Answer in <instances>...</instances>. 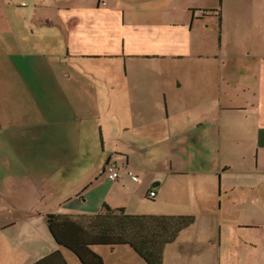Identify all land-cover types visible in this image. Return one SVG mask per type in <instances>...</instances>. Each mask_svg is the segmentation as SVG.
Returning <instances> with one entry per match:
<instances>
[{"label":"crops","instance_id":"0c3cea01","mask_svg":"<svg viewBox=\"0 0 264 264\" xmlns=\"http://www.w3.org/2000/svg\"><path fill=\"white\" fill-rule=\"evenodd\" d=\"M222 1L218 35L204 26L215 8L198 0L18 1L20 11L0 0V140L20 167L0 176V264H82L47 216L105 205L195 218L163 264H264V0H242L248 11ZM93 249L105 264H146L128 246Z\"/></svg>","mask_w":264,"mask_h":264},{"label":"trees","instance_id":"16d2710c","mask_svg":"<svg viewBox=\"0 0 264 264\" xmlns=\"http://www.w3.org/2000/svg\"><path fill=\"white\" fill-rule=\"evenodd\" d=\"M194 222L193 216H134L107 205L92 216H47L48 228L54 240L72 251L82 264H105L93 249L101 246L112 249L128 246L146 264H163L166 247L173 244Z\"/></svg>","mask_w":264,"mask_h":264},{"label":"rangeland","instance_id":"374dc122","mask_svg":"<svg viewBox=\"0 0 264 264\" xmlns=\"http://www.w3.org/2000/svg\"><path fill=\"white\" fill-rule=\"evenodd\" d=\"M19 1V3L21 1H23L25 3V5L28 3L30 5L33 4V0H13L14 4H13V8L17 11H20V10H25L26 7H21L20 4H17V2ZM237 2V3H236ZM233 3H236V5L238 6V10H250V6L247 5V4H243L244 2H242V0H233ZM198 4L199 6L201 7H209V8H215V14H217L216 17H213V16H209V17H206L204 18L205 20L208 19V20H213V22H215V26L214 24L212 23V25L210 26V21H205V28L206 30H208V32H212L214 30H212V28L214 29L215 27H217V30L219 32L218 35H220V27H221V23H220V17H219V12L221 13L222 9H223V1L222 0H198ZM227 3L225 2V15L227 14ZM232 8V7H231ZM232 10H237V9H234L232 8ZM253 10V9H251ZM256 10V9H254ZM204 12V11H203ZM34 20H29V27L30 26H35L34 24ZM207 24L209 26H207ZM227 24H231V19L230 20H226L225 19V26L227 28ZM225 34L227 33L226 30L224 32ZM1 34V32H0ZM231 39V38H230ZM0 45H2L3 43H6L5 39L3 37L0 38ZM220 40V39H219ZM259 45H261L263 48H264V40L263 41H259ZM7 51L10 50V48L8 46H5L3 45ZM44 51V50H43ZM56 55H59V53L57 52ZM52 59V58H51ZM50 59V61H51ZM0 61H1V58H0ZM93 62V64H92ZM55 64H56V73L58 75H62V74H65L64 72V69L62 67V64H61V61L59 60L58 57H56V60H55ZM84 67L88 68L90 67L91 65L93 67H95V69H98L99 70V74H105L106 73V64L101 62V61H91L90 64H88L87 62H85L84 64ZM193 71H194V68L193 67H188L187 68V72L186 74L187 75H191L193 74ZM1 83V82H0ZM7 86L5 84H3L2 86V89L3 90H6ZM2 89L0 88V124H1V120H2V115H1V92H2ZM193 113L189 110V109H186V118H188L190 115H192ZM47 131V130H45ZM57 130L56 129H50L49 130V133L51 135H53V133H55ZM7 135H8V138H9V141L10 143H16L18 144V140L16 139V137L18 136L17 133H14V134H9L7 133L6 131H4ZM54 139H48L47 141L44 142L43 145L46 144V142H49V141H52L53 142ZM38 142V141H36ZM3 144H6V138H2V140H0V176L1 174H20V167H19V164L16 160L15 157V150L17 151V148L13 146L9 148L5 147ZM58 151V146H56V148L52 151L53 155L56 154ZM52 154H50V152L47 150L46 151V158L47 160L49 161V165L51 166L50 168L54 169L55 172L53 174H65L67 171L66 170V166L68 167V163H65V162H62L61 163V159L60 161H57L55 160V162L53 161V159L51 158ZM57 159L59 158L58 156L56 157ZM61 158V157H60ZM17 169L19 172H17ZM41 174L43 172H40ZM46 174V173H44Z\"/></svg>","mask_w":264,"mask_h":264},{"label":"built area","instance_id":"2783aa9c","mask_svg":"<svg viewBox=\"0 0 264 264\" xmlns=\"http://www.w3.org/2000/svg\"><path fill=\"white\" fill-rule=\"evenodd\" d=\"M107 3V0H102V4L105 5ZM105 173L107 178L110 181H117L120 177V167L118 166V164L114 161L108 162L105 168ZM134 181H138V178L136 176L132 177ZM151 197H155L156 193L155 192H151L150 193Z\"/></svg>","mask_w":264,"mask_h":264}]
</instances>
